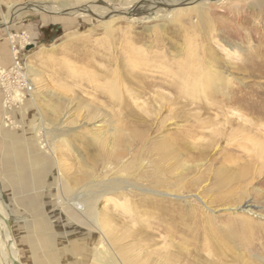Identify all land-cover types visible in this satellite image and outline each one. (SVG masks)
I'll return each instance as SVG.
<instances>
[{"label":"rangeland","instance_id":"374dc122","mask_svg":"<svg viewBox=\"0 0 264 264\" xmlns=\"http://www.w3.org/2000/svg\"><path fill=\"white\" fill-rule=\"evenodd\" d=\"M167 1L173 2L174 0ZM190 1L193 0H177L180 3L166 7V13H170L172 17L160 19L159 17L157 19L153 18L154 16L151 14L153 19H145L149 16L145 12L131 14H121L119 12L130 8L138 0H109L108 3L106 2V4L116 9L113 13L114 15L117 14L116 19L126 22V24L120 25L121 31L128 35V38L142 39L141 43H131L130 48L149 54L148 67H145L146 71H142L143 74L145 73L144 77L147 82H152L158 77L162 78L163 71L161 68H164V66L171 69L167 66L171 62L180 63L188 58V48H190L193 60L197 57H203L208 61L209 58L205 56L206 51L203 48H198V46H206V49L216 52L217 56L224 60L222 66L225 75H229L228 79L233 81L231 83L236 88L232 94L230 93L229 98L227 97V100L224 101L220 96L211 97L209 93L207 94V91L196 98L182 95L180 92L177 95V92L164 88L158 83H155L154 87L144 89L142 88V82H140L141 84L137 83L139 85H136V87L135 85H127L126 88L121 90V95H123V99H126L132 105L134 111L149 119V122L147 121L149 126L146 127V125L133 123L131 125V121L123 117L115 104L109 106L107 103H101L102 100L92 89V84L89 85L84 80L77 81V79L68 77L74 70H77L78 73L96 72L95 74L99 75V70H103L108 66L105 59L109 55L104 47L105 41H100V39L105 38L103 31H100L99 28L103 18L81 12L82 9L90 6V2L91 6L95 4L96 7H103L105 4L103 0H97L96 2L94 0H0V33L6 35L10 55L8 67L0 68V70H9L14 65L13 53H11L9 44L12 43L14 38L22 47L19 51V56L24 61L22 75L25 76L27 85L32 87L31 93L26 95L24 92L16 98V107L9 111H7L8 108L7 110L4 109L1 120L2 125L13 131H23L22 129L31 131L38 148L48 157L46 162L49 158L51 160V162L49 160L50 173H47L41 179L42 186L41 189H38L43 199L40 205L42 210L40 208L38 212L33 211L30 219L26 216H29L31 212L28 211L29 215L22 214L21 210L23 208L17 201L11 199L12 202H9V197L4 194L0 196V212L6 216L7 221L10 223L12 240L14 239L13 250L20 264L31 263V260L27 258L30 247L27 240H32V237L27 236V231L29 233L36 232V236L39 237L51 235L67 237L68 243L63 245L64 251H72L71 255L73 257H77L78 260L81 258V264H108V262H111L109 258L114 259V261L116 259L117 264L125 263L119 252L121 248L124 251L126 250L131 258L137 256L142 262L148 259L150 264H156L159 252L164 253V251L169 250L164 246L169 243L168 241L171 238L164 232V228V231L160 229L162 233H159L157 226H155L158 213L154 210H144L142 206L138 205L139 201L137 200H140L141 197L145 198V196L140 193V190H137L139 186H135L136 184L133 182L126 189L117 191L119 194L112 195L116 196L115 198L107 195V199L113 201V206L110 203L108 204V206L110 205L109 209L107 207L104 210L106 203L104 199L99 200L96 208L99 219L106 214H110L109 225L112 228L113 236H116L115 239H108V246L103 245L102 240L100 242L98 239H93L98 238V234L93 231L95 230L94 227L84 221L83 218L81 220V217H78L80 223L72 218L77 216L73 212L75 210L74 206L69 207L64 204L72 202V196L80 194L85 186V182L76 184L71 180L72 178L78 179L83 174L90 172L89 174L92 175L95 183L100 184L114 177L109 171L115 169L116 165L108 159L102 161L101 156L94 157L97 152L93 151L96 148L91 149L90 146L92 137L89 133V126L84 127L82 125L83 122L87 121L86 115H89L90 107L94 105H97L96 108L99 110L96 119L102 123L104 127L102 131H145L146 139H149L150 142L159 141L169 134L177 135L182 143H188L190 146L194 147L195 145L192 144L202 143L210 147L203 156H199L196 151L191 153L189 157L184 154L179 156L180 160L185 163L182 167H188L190 170L183 171L184 173L181 174L183 168H179L178 192L175 193V196H168V198H173L176 203L182 204L184 206L182 210L189 208L192 214V225L200 219L198 217L200 212H205L212 217L214 223H216L213 227L223 228L227 224V216L231 212L226 210L229 205L213 204L212 200L217 195L211 187L214 176L218 174L219 168L223 164V155H225L237 160L234 164L231 160L225 161L224 163L227 166H236V171L244 166L248 169V173L246 175L247 186H245L246 181L243 183L245 194L235 185L231 186L224 194L230 192L227 195L229 199H236L243 194L244 203L252 205L253 210L258 214L257 217L254 216L253 221L260 222L259 224L264 226V154L262 156L261 153H254L252 141L243 139L237 133L238 131H249L246 128L255 124L258 125L255 131H260V134L264 132V120L261 118L262 111L257 109L260 104H264V0H208L209 2L202 0L205 5H216L215 8H217L215 11L216 17L209 19L211 28L205 30H203L205 27L203 24L198 27L195 18L191 20V23L184 21L183 18H176L199 3L198 0L193 3ZM234 5L239 7H234ZM18 9L20 11L16 14ZM218 18H221V22H218ZM8 33L14 36L12 40L8 39ZM96 38L99 39L98 42H96ZM118 38L117 33L113 35V40ZM21 39L26 43L22 42ZM82 40L90 41V44L88 42L82 43ZM120 42L122 43L121 40ZM112 43L113 41L110 42L111 46ZM119 44L118 40L115 43L116 46L111 49L114 50L117 57L123 53V48L128 49V46L122 47ZM24 45L26 46L24 47ZM29 46L30 49L27 50ZM78 49H81V51L90 50V52L97 51L99 56L95 55L98 58L91 57L92 63L87 65L88 61L80 62L75 56ZM125 57L127 56L124 53L123 58ZM248 60H254V63L257 64L253 70L247 65L250 62ZM119 67V64L114 63L110 68L118 69ZM129 67L134 72L138 71L136 66L130 65ZM177 71L178 69L175 68L174 72ZM126 74V68H122V75ZM83 78L86 79V76H83ZM158 93V99L163 100L162 111H157L152 107L155 103H151L153 97ZM171 96H175L177 99V103L174 107H171V114L174 113V116H170V109L167 107L165 100V98ZM94 98L100 100V103L96 101L92 103ZM220 101L221 107L218 106ZM157 103L156 101V105ZM15 109H18L16 111L24 120L23 124H20L14 116L11 117V112ZM7 115L10 116L11 124H7L4 119ZM124 124L126 125L124 126ZM232 131H234L232 142L228 144L226 138L231 135ZM253 133H250V135L255 136ZM114 136L115 138H121L122 135L121 133H115ZM257 137L255 136V139ZM114 148H116V152H114ZM104 151L106 156L111 155L113 152L115 154L122 151L126 156L122 157L121 160H124V164L129 163L131 153H127L125 144L114 146L110 143ZM249 159H251V163L246 165ZM143 162L144 164L147 163L145 157ZM35 166L38 168L36 164ZM35 166H32V168ZM147 169L148 167L145 168V170ZM31 175L34 178L30 180V183L32 185L37 184L39 181L35 179L36 173ZM66 186L71 191L69 196L65 192ZM140 187L143 188V186ZM4 192H8V190L4 189ZM1 193L0 186V195ZM121 197L131 200L135 213L137 211V224L127 211H123L115 205L116 202L123 201V199H120ZM114 212H117V217ZM147 214L150 215V218ZM238 214H240V211H238ZM118 218L120 219L118 220ZM127 220L129 221L127 222ZM30 225L32 226L30 227ZM200 225L201 223L198 222L199 228L192 226V237L179 232L177 237L172 239L173 243L175 245L180 244V247L185 248L182 244L184 240L192 238L193 245H196L197 241L202 242L205 233H203ZM167 226L170 228L169 225ZM183 226L181 224L179 228H183ZM204 226L206 227V224ZM125 227H128V229ZM115 229H117L116 232ZM138 230L142 233L136 232ZM128 233H134L135 237L126 236L125 234ZM145 233L150 235V241L145 237ZM125 236H129V239ZM71 237L76 239L72 241ZM134 238H136L135 241H133ZM118 239L123 241L116 242ZM137 241L140 242L137 243ZM4 245L5 239L0 234V264H10ZM73 248H77V252H74ZM209 258H213L214 261L221 262V264H232L216 257L210 256ZM166 261L167 259L164 262Z\"/></svg>","mask_w":264,"mask_h":264},{"label":"bare ground","instance_id":"6f19581e","mask_svg":"<svg viewBox=\"0 0 264 264\" xmlns=\"http://www.w3.org/2000/svg\"><path fill=\"white\" fill-rule=\"evenodd\" d=\"M82 1H90V0H82ZM94 1L96 2L97 0H94ZM108 1L109 0H103V2H105L103 7H96L94 6L95 4L91 6L90 4L91 2H90L89 3L90 6H87L85 9L81 10V12L84 14L97 15L101 19L103 18V22L101 23V26L99 28H100V31L101 30L103 31V35L105 38L100 39V41L101 42L105 41L104 47L106 51H108V55H109V57L105 59L108 62V66L104 68L103 70L100 69L99 75L95 74L96 72L94 73H90V72L80 73L79 72L78 73L77 70H74L72 71V73L68 75V77H70L71 79H77V81L84 80L85 83L87 82L89 85L92 84V89L96 92L97 96L102 100L101 103H107L109 106L113 104L118 106L119 112L127 120L131 121V125L133 123V124H139V125H146V127H148L149 125H147V121L149 119H146L141 114L134 111L132 105L126 99H123V95H121V90L123 88H126L127 85H135L136 87V85H139L137 83L142 82L143 83L142 88L144 89V88L154 87V84L158 83L160 86L164 88H168L174 91L175 93L177 92L176 93L177 95H179L178 92H180L182 95H188L190 97H196V98L200 96L201 94H204L205 91H207V94L209 93L211 97L220 96L224 101L227 100L226 98L227 97L229 98V96L235 91L236 88L233 87V84L231 83L233 81H230V79H228L229 75L228 76L225 75V72L222 66L224 65V60L220 58V56L218 57L217 56L218 54L216 52L214 53L210 51L208 48L206 49L205 48L206 46L205 47L198 46V48L199 49L203 48L206 51L205 56L209 58L208 61L203 59V57L202 58L197 57L196 59L193 60L190 54L191 53L190 48H188L187 50L189 52L188 58H186L184 61L180 63L171 62L170 65H167L168 67H171V69H168L167 67L164 66V68H161L163 71L162 76H161L162 78L158 77L159 78V79L157 78L158 80L156 79L152 82H147L146 78L144 77L145 73L143 74L142 71L144 70L146 71L145 67H148V59L150 58V56L149 54H146L143 51H137L135 49L130 48V46L132 45L131 43H141L142 39L128 38V35L123 33V31H121L122 29L121 26L123 24H126V22L116 19L117 14L116 15L113 14L116 11V9L111 7L109 4H106V2L108 3ZM194 1L195 0L190 1V2L193 3ZM198 1L199 3L193 5L191 9L186 10L185 14L183 15L180 14L178 15L179 17H176V18H180V19L183 18V20L188 23H191V20L195 18L198 27L201 24H203L205 25L203 30L210 29L211 24L209 22V19L216 17V13H215L217 9L215 8L216 5L207 6L204 3L206 2V0L204 2L202 0H198ZM178 3L180 2H177V0H174L173 2L167 1V0H138V2H136L130 8H126L123 11H119V12H121V14L122 13L131 14L134 12H145L146 15H149L145 19H150V18L157 19L158 17L160 19L163 17H172L170 16L171 15L170 13L169 14L168 12L166 13V7L175 6ZM235 6H237V8L239 7L238 5H234V7ZM153 10L155 11L151 12ZM18 11L20 10L19 9L16 10V14ZM150 14L153 15L154 17L152 18ZM218 20H219L218 22H221V18H218ZM116 33L119 35V38L113 40V35ZM7 37L9 40H12L13 38L11 33H8ZM157 39L158 41H160L159 38ZM118 40L120 43L119 45H121L122 47L128 46V49L123 48V53L119 54V57H117L114 54V50H111L112 47L114 48V46H116L115 43H117ZM120 40L122 41V43L120 42ZM98 41L99 39L96 38V42ZM112 41L113 43L111 46L110 42ZM87 42L90 44V41L82 40V43H87ZM76 51H75L76 52L75 56L77 57V59L80 60V62L88 61L87 65L92 63L90 60L91 57L98 58L97 56H99L97 51L95 52H90V50L81 51V49H78ZM124 53L127 56L125 58H123ZM248 61L250 62L247 63V65L250 67L251 70H253V68L256 67L257 64L254 63V60H248ZM114 63L119 64L120 67L118 69L110 68L111 65H114ZM129 64L133 67L136 66L138 71L134 72V70H130ZM122 68H126V71H127L126 75H122ZM158 68H160V66H158ZM175 68L178 69L177 72H174ZM1 71L3 70H0V72ZM83 76H86V79H84ZM31 88H32L31 85L28 86L26 83V89H24L22 94L24 92L26 95L27 93L28 94L31 93L32 91ZM22 94L17 95L16 98H18ZM158 95L159 93L156 94L155 97H153V99L151 100V103H155L153 104L152 107L157 109V111H162L163 110V104H162L163 100H159ZM172 96L169 98H165L167 107L170 109L169 111L170 116L171 115L174 116V113L171 114V107H174V105L177 103L176 101L177 99L175 98V96L174 97ZM95 101L97 103H100V100L96 98L92 100V103H94ZM156 101L158 102L157 103L158 106L156 105ZM94 106L90 107L88 111L89 115H86L87 121L83 122L82 125L84 127L86 125L89 126V133L91 134V137H92L90 146H91V149L96 148L93 151L97 152V154H95L94 157L98 158L99 156H101L102 161H104L105 159H108V161L116 165L115 169H112V171H109V173L111 175H114V177L100 184L95 183V181L92 178V175L89 174L90 172L83 174L81 178H78V179L72 178L71 180L76 184H81L82 182H85V186L81 190L80 194L72 196L73 198L72 202L64 203L66 204V206L75 207V210L73 212H75L77 216L72 217V218L76 219L78 223H80V220H78V217H81V220L83 218L84 221L88 222V224L94 227L95 230L93 231L97 232L98 238H93V239L95 240L98 239L100 242L102 240V242L104 243L103 245L105 246L106 245L108 246V243H109L108 239H115L116 236L115 237L113 236L112 228L109 225L110 224V217H109L110 214L109 215L106 214L103 218L99 219V216L97 213L98 211L96 212V208L98 206L99 200L104 199L106 203V205L104 206V210L107 207L109 209V206L111 204H112L111 206H113V201L110 199H107V195H111V196L115 195L116 193H118L117 191L126 189V187L131 185L130 183L133 182L136 184L135 186H139L137 190H140V193L145 196V198L141 197L140 200H137L139 201L138 205L142 206L144 210L156 211L158 214L156 213L157 217L156 216L154 217L157 218V222H155V220L154 222H155V226H157V231L159 233H162L161 230L164 231L163 230L164 228L165 229L164 232H166L168 237L171 238L168 241L169 243H167V245L164 246V248H168L169 250L164 251V253L159 252V258H157L158 260L156 264H221V262L219 263V262L214 261L213 258H209L210 256L216 257L219 260H225L227 262L229 261L232 264H264V226L260 225L259 224L260 222L256 223L253 221L254 216L257 217L258 214L253 210L252 205H250L249 203H244L245 201H243L244 195L242 193L244 194L246 193L245 189L243 188L244 187L243 183L246 181L245 186H247L246 175L248 173L247 172L248 169H246L243 166L240 169L238 168L239 170L236 171L237 170L235 168L236 166L235 167L227 166L224 163L225 161L231 160L233 161L232 163L234 164L237 160L233 159V157L231 156L223 155L224 157L222 158L223 164L219 168L218 174L214 176V182L211 186L212 190H214L217 197L211 200L213 204L216 203L218 205L219 204L229 205L227 206L226 210H230L231 212L228 216L226 215L227 224L223 228L213 227V225L214 224L216 225V223H214L212 217H210V215H208L205 212L204 213L200 212V215H198L200 219H198V221L195 222V224L193 223L194 225H192V218H191L192 214L189 208L182 210L184 206L182 204L180 205L179 203H176L173 200V198H168V196H175L176 195L175 193L178 192L177 180L180 176L178 173V170L180 167L183 168L182 166L185 165V163L180 160L179 156L180 155L182 156L184 154L187 157H189V155L195 151L198 153L199 156H203L207 152V149H210V147L205 146L202 143L192 144V145H195L194 147L190 146L188 145V143L186 144L184 142L182 143V141H180L179 136L177 135L169 134L165 138L162 137L159 141L150 142L149 139H146L147 136L145 134V131L143 132L142 131L141 132L140 131H119V132L118 131H102V128L104 127L102 123H100V121L96 119V114L99 112V110L96 108L97 105H94ZM218 106L221 107V101H220V104L218 103ZM257 109L259 111H262L261 118H263L264 120V104L262 105L260 104ZM128 123L130 124V122ZM125 125L126 124H124V126ZM256 128H258L257 124L251 125V126H248V128H246L249 131H238L237 133L240 134L243 139L245 138L249 141H252L251 144H253L254 153H259V154L261 153V155L263 156L264 154V132H262L261 130L263 134H260V131H257V130L255 131ZM233 132L234 131H232L231 135L226 138V141L228 142V144H231L232 142ZM115 133H121L122 135L121 138H118V137L115 138V136L113 137ZM250 133H253V135L255 134V136H258V137L255 139V136H251ZM110 143L113 144L114 146L115 145L118 146L122 144L126 145L127 153L129 152L131 153V154L129 153L130 154L129 163L124 164V160H121L122 157L126 156V154L122 153V151L114 154V152H116V148H114L115 150L111 155H107V156L105 155L104 149ZM144 157H145V160L147 161L146 164H144L143 162ZM250 160L251 159H249V161L246 162V165H249L251 163ZM146 167H148L147 170H145ZM143 168H144V171H143ZM187 170H190V168L188 167L183 168L181 171V174L184 173L183 171H187ZM234 185L240 188L242 195H240L236 199H229L227 195L230 194V192H227L225 194L224 192L229 190L231 186H234ZM140 186H143V188ZM65 192L67 196L71 194L70 188L68 186L65 187ZM112 197L115 198L116 196L115 197L112 196ZM120 199H123V201L116 202L115 205L121 210L127 211L131 215L132 220H135V223L137 224L138 222L136 220L137 211L135 213L131 200H128L125 197H121ZM242 201L244 204L242 203ZM109 203L110 205L108 206ZM240 204H243V205L239 206ZM238 211H240V214H238ZM0 213L2 214V215L0 214V234L5 239L4 246L6 247V250H7V257H8L9 263L13 264L14 261L18 262L16 253L13 250V243H14L13 240L14 239L12 240V235H10V232L8 230L6 216L2 212ZM114 213H116L115 215L117 217V212H114ZM148 215L149 214H147V216ZM122 216H123V212H122ZM149 218H150V215H149ZM119 219L120 218H118V220ZM151 220L153 219L151 218ZM128 221L129 220H127V222ZM198 222L201 223L200 227L203 230V233H205V236L202 238L203 239L202 242L197 241L196 245H193L192 238L188 240H184L182 244H184L183 247L185 248L180 247L179 246L180 244L175 245L173 243L172 239L176 238L179 232H182L188 237L190 236L192 237V226L199 228ZM203 222H205L206 227L204 226L205 224L202 225ZM181 224L184 225L183 228L181 227L179 228V225ZM167 225H169L170 228H168ZM125 228L128 229V227H125ZM116 230L117 229H115V232ZM136 232L142 233L140 230ZM125 235L126 236L130 235L131 238L135 237L134 233H128ZM144 235L147 238V240L150 239V235L148 233H145ZM140 237H141V234H140ZM126 238L129 239V236ZM135 239L136 238H134L133 241H135ZM119 241H123V240L118 239V241L116 242H119ZM139 242L140 241H137V243ZM127 245L129 244L127 243ZM119 252H120V255L122 256V259L125 261V263H121V264H150L148 259L142 262L137 256L134 258L129 257V255L127 254V251L126 250L124 251L123 248H121ZM226 258H228V260H226ZM109 259H111V262H108V264H117L116 259H115L116 262L112 258H109ZM166 259L167 261L164 262Z\"/></svg>","mask_w":264,"mask_h":264},{"label":"crops","instance_id":"0c3cea01","mask_svg":"<svg viewBox=\"0 0 264 264\" xmlns=\"http://www.w3.org/2000/svg\"><path fill=\"white\" fill-rule=\"evenodd\" d=\"M9 56L6 35L0 33V68L8 67ZM1 101L2 92L0 89V186L2 189L0 196L4 194L9 197V202L17 201L23 208L22 214L29 215L28 211L31 212L29 216H26L30 219L33 211L38 212L41 208L43 199L38 189H41L42 186L41 179L50 173V162L49 160L46 162L48 157L38 148L31 131H24V129H22L23 131H13L2 125L4 110H2ZM16 110L18 109L11 112V117L14 116L20 124H23L24 120ZM32 166L35 167L32 168ZM32 173H36L35 179L39 181L37 184L30 183V180L34 178ZM4 189H7L8 192H4ZM26 234L32 237V240H27L30 243L27 255V258L31 260L30 264H81V258L78 260L77 257H73L72 251H64L63 245L68 243L67 237L52 235L39 237L33 231L31 233L27 231ZM71 238L72 241L76 239L75 237ZM73 251L77 252V248H73Z\"/></svg>","mask_w":264,"mask_h":264},{"label":"built area","instance_id":"2783aa9c","mask_svg":"<svg viewBox=\"0 0 264 264\" xmlns=\"http://www.w3.org/2000/svg\"><path fill=\"white\" fill-rule=\"evenodd\" d=\"M12 37H14L12 35ZM22 42H25L21 39ZM26 43V42H25ZM10 44L11 53H13L12 59L14 65L9 70H3L0 72V89L2 92V108L3 110H10L17 106L16 96L22 94L23 90L26 89V79L22 75V64L24 61L21 60L19 56V51L22 49L19 42L17 43L13 38L12 43ZM26 45H24L25 47ZM23 47V49H24ZM13 88H16L13 90ZM21 89V90H19ZM11 90V91H10ZM13 90V91H12ZM7 124H11L12 121L10 116L4 117Z\"/></svg>","mask_w":264,"mask_h":264},{"label":"water","instance_id":"95a60500","mask_svg":"<svg viewBox=\"0 0 264 264\" xmlns=\"http://www.w3.org/2000/svg\"><path fill=\"white\" fill-rule=\"evenodd\" d=\"M30 49V46L29 47H27V50H29ZM7 227H8V230H9V232H10V235H12L11 234V227H10V223L7 221ZM10 243H11V241H10ZM9 244V243H8ZM13 264H20L19 262H17V261H14L13 262Z\"/></svg>","mask_w":264,"mask_h":264}]
</instances>
